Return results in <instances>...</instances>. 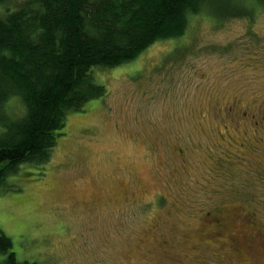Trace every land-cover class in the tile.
<instances>
[{
  "label": "rangeland",
  "instance_id": "374dc122",
  "mask_svg": "<svg viewBox=\"0 0 264 264\" xmlns=\"http://www.w3.org/2000/svg\"><path fill=\"white\" fill-rule=\"evenodd\" d=\"M211 1L180 37L96 69L105 95L67 115L47 163L6 178L0 230L18 261L264 264V5ZM242 5L248 17L216 14ZM212 209L245 217L241 258L218 249Z\"/></svg>",
  "mask_w": 264,
  "mask_h": 264
},
{
  "label": "trees",
  "instance_id": "16d2710c",
  "mask_svg": "<svg viewBox=\"0 0 264 264\" xmlns=\"http://www.w3.org/2000/svg\"><path fill=\"white\" fill-rule=\"evenodd\" d=\"M5 1L0 0V8ZM208 4L213 3L21 0L1 10L0 187L12 186L5 180L21 164L47 163L67 115L105 95L96 69L129 62L156 41L180 37L190 17L210 9ZM244 6L236 11L227 6L216 14L221 19L244 17ZM12 97L23 105L18 117H10L6 109ZM11 248L0 230V264H32L18 261Z\"/></svg>",
  "mask_w": 264,
  "mask_h": 264
},
{
  "label": "flooded vegetation",
  "instance_id": "af4514ba",
  "mask_svg": "<svg viewBox=\"0 0 264 264\" xmlns=\"http://www.w3.org/2000/svg\"><path fill=\"white\" fill-rule=\"evenodd\" d=\"M252 117H253V115H252ZM258 121H259V119L258 120L255 119L254 122H252L253 127L257 128L256 126L259 124ZM221 210L212 209V210L207 212V215H209V216L211 215L213 219L218 220V224H215L214 226H211V227L215 228L216 230L217 229H223L225 231V236H224V238L222 236V240H221V242H219V244H217V247L221 252L223 251L226 259H230V254H229L230 252L235 257L241 258V253H239V252H241L239 250L241 248V244L239 242L240 239L238 236H235L236 234L233 233V231H235V228H233V227L235 226L236 223H238L236 221L240 220L239 219L240 216H241V220H246V219L243 215L240 214L239 210L235 211V212L232 210V212H229L227 214L228 216H230L229 220H227V219H225V214H223ZM225 221H227V222H225ZM216 230L214 232L212 231V237H216V236H218L217 234H220L219 232L217 233ZM261 236H264V234L262 232H260V234H257V237H261ZM246 237H247V235L242 237L243 243L247 239Z\"/></svg>",
  "mask_w": 264,
  "mask_h": 264
}]
</instances>
